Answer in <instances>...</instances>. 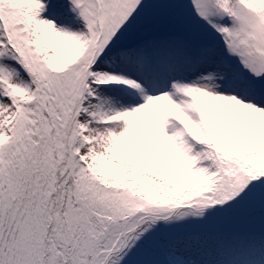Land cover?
Here are the masks:
<instances>
[{"label": "snow or ice", "instance_id": "snow-or-ice-1", "mask_svg": "<svg viewBox=\"0 0 264 264\" xmlns=\"http://www.w3.org/2000/svg\"><path fill=\"white\" fill-rule=\"evenodd\" d=\"M0 264H264V0H0Z\"/></svg>", "mask_w": 264, "mask_h": 264}]
</instances>
